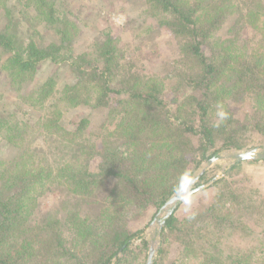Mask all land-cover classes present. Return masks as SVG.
<instances>
[{"label":"rangeland","instance_id":"1","mask_svg":"<svg viewBox=\"0 0 264 264\" xmlns=\"http://www.w3.org/2000/svg\"><path fill=\"white\" fill-rule=\"evenodd\" d=\"M44 1L54 8V23L41 12L40 0H0V30L15 40L14 51L0 47V123H6L0 127V174L19 173L21 169L34 172V185L29 198H25L27 203L32 202L28 212L32 226L35 220L54 212L66 198V209H75L74 198L66 194V178L57 174L59 164L74 162L72 154L78 142L93 140L99 146L126 114L122 98L115 94L99 98L84 85L80 86L82 99L77 103L63 96L65 84L78 77L74 61L95 51L97 40L104 39L105 33L116 34L120 47L118 58L124 68L119 69L118 77L128 78L131 71L144 82L150 77L164 82L162 95L166 103L151 110L158 112L162 120L179 114L197 129V102L204 99L208 81L202 78L204 68L181 46L193 41V37L186 38L170 25L161 24L160 20H169L170 14L151 7L147 0ZM223 1L220 28L211 29L206 41L213 46L206 50L208 58L220 64L219 74L210 81L206 102L212 112L208 121L220 128L227 126L229 132L216 130L219 137L211 150L219 149L218 154L206 159L200 155V136L187 133L200 160L189 180L195 174L200 176L191 184L188 180L182 191L185 196L166 207H173L180 219L176 227L160 231L163 207L132 206L128 189H121L122 184L117 185L114 179L96 192V199L103 198V205L110 206L97 202H80L76 206L83 215L103 213L107 208L110 209L105 214L120 211L117 218L130 229L141 230L131 245L130 258L121 264H148L151 248L153 261L163 264H236L235 259L242 264H264V160L244 162L231 169L233 152L264 149V0ZM211 2L205 0L196 15L204 14ZM67 20L75 24H69L68 38L62 43L63 34L58 28ZM52 44L60 45L59 50L52 51ZM32 45L53 53L41 57L45 52L38 51V60L33 55L35 66L21 64L23 72L18 73L17 60H13L18 54L22 58L27 49L30 52ZM122 53H126L125 57ZM126 59L128 62H124ZM54 117L59 118L63 128L50 125L48 119ZM171 118L174 124L179 123ZM82 119L84 128H75ZM9 124L25 132L18 137L15 134L16 139L9 141L13 133ZM109 135L113 142H120L116 134ZM177 135L182 139L181 130ZM230 135L242 144L240 149L223 147ZM187 154L192 157L191 151ZM98 163L95 158L89 167L97 168ZM217 176L223 181L212 185ZM113 189L117 192L115 199L110 195ZM228 190L236 196L225 193L220 197ZM214 204L219 212L212 216L208 208ZM20 237L18 231L12 235L15 240Z\"/></svg>","mask_w":264,"mask_h":264},{"label":"trees","instance_id":"2","mask_svg":"<svg viewBox=\"0 0 264 264\" xmlns=\"http://www.w3.org/2000/svg\"><path fill=\"white\" fill-rule=\"evenodd\" d=\"M40 1L42 2L41 12L49 17L50 22L54 23L53 6L45 3L44 0ZM147 1L151 3V7L162 8L163 12L167 11V15L170 14L169 20H160L161 24L166 23L178 34L186 38L191 36L194 39L181 46L188 49L187 52L194 56L198 64L204 68L203 80L208 79L204 99H198L197 102V109L200 110L198 128L187 124L188 122L179 114L167 115L165 120H162L158 112L151 111L166 103L162 95L164 82L154 77L144 82L139 75L131 71L128 78L118 77L119 69L124 68L123 62H120L118 58L120 47L116 34L110 31L105 33L104 39L97 40L95 51L76 58L74 68L78 72L77 80L65 84L63 96L70 99L72 103H77L80 101L78 99H82L81 85H84V89L91 91L92 94H99V98H108L115 94L125 101L127 115L124 112V115L120 117L114 129L117 133H114V130L109 132L99 146L93 140L78 142L76 144L78 147L72 154L74 162L69 165L67 161L59 164L57 174L62 179L66 178L68 186H66L68 189L66 194L74 198L72 203L75 209H66L69 206L66 198L60 201L59 207L54 212L35 220L32 226L28 221L32 202L27 203L25 198H29L28 193L34 185L32 179L34 172L23 169L19 173L1 172L0 264H121L130 258L131 245L141 230H132L122 222L123 219L117 218L120 211L118 213L116 211L114 215L108 211V214H105L106 210L110 209L107 208L103 213L91 212L83 215L76 206L80 202H97L103 205L104 199H96V192L109 182L112 183L114 179L117 185L122 184L121 189H128V200L133 204L132 206L163 207L167 200L189 180L200 162L197 159L199 156L196 155L197 148H192L193 142L187 133L193 132L200 136L202 158L206 159L218 154L219 149L211 150L219 137L216 130L218 132L229 131L226 129L227 126L220 128L208 121L212 112L206 98L209 94L211 79L219 74L220 64L216 63L217 59L208 58L206 50L209 47L213 49V46L206 41L211 29L220 28L224 1L212 0L210 5L206 6L208 9L205 7L204 14L200 16L196 13L205 0H195L194 3L191 0ZM69 24L74 25L75 23L67 20V23H63L64 26L61 24L58 28L63 34L62 43L68 38ZM14 43L12 35L0 30V47L14 51ZM51 46L54 49L52 51L60 48L58 44ZM29 48L30 52L27 49L25 54L23 52L22 58L18 54L13 60L14 62L17 60L15 66L18 67V73L23 72L21 64L29 68L35 66L33 55L38 60V51L45 52L41 54V57H47L53 53L34 45ZM125 54L121 55L125 57ZM47 90H50V87H47ZM179 109L181 110L182 107L180 106ZM171 117L179 120V123L174 124ZM48 122L58 127L57 129L62 127L59 118H49ZM84 122L85 119H82L75 128L83 129ZM228 123H231V120ZM2 124L6 123H0V127ZM8 128L13 132L8 138L9 141H13L16 135L18 137V134L25 132L23 128L12 124H9ZM177 130H181L182 139L177 135ZM170 131L171 134H168ZM112 133L118 136L120 142L112 141L109 135ZM225 139L227 140L223 147L226 149L242 147V144L231 135ZM190 151L191 158L187 154ZM95 158L99 159L97 168H90L89 164ZM261 160H264V157L235 160L231 169L240 167L244 162L254 163ZM38 178L41 180L42 176L38 175ZM221 181H223L222 178L213 177L212 185H217ZM225 193L231 197L236 196L232 190H228L221 192L220 197ZM116 194L114 189L111 190L112 198ZM103 206H110V204ZM208 210L212 216L219 212L215 204ZM179 221L180 219L173 210L165 219L163 232L166 228H175ZM23 224L25 226H22ZM31 228L36 229L33 231L30 230ZM17 231L21 237L15 240L12 235ZM8 237L11 238L8 239ZM234 263L242 264V261L235 259ZM152 264L163 263L154 260Z\"/></svg>","mask_w":264,"mask_h":264},{"label":"water","instance_id":"3","mask_svg":"<svg viewBox=\"0 0 264 264\" xmlns=\"http://www.w3.org/2000/svg\"><path fill=\"white\" fill-rule=\"evenodd\" d=\"M233 157L235 158V160H244V159H250V158H262L264 157V149L259 151L258 148H251V149H246V150H238L236 152H233L232 153ZM205 169V168H204ZM198 176V174H195L189 181H188V184H191ZM218 177V176H217ZM213 181V180H212ZM186 186V184L184 186H182L175 194H173V196L163 205V208L161 209L164 213L161 217V220H160V231L162 230V227L164 226L165 224V219L173 212L174 208L171 207V208H166L168 207L169 204H171L172 202H175V201H179L181 200L185 194H182V191L184 189V187ZM196 189V188H195ZM195 189H192L191 191L193 192ZM190 191V192H191ZM189 192V193H190ZM153 252H154V249L151 248L150 250V255H149V259H148V264H152L153 262V258H152V255H153Z\"/></svg>","mask_w":264,"mask_h":264}]
</instances>
